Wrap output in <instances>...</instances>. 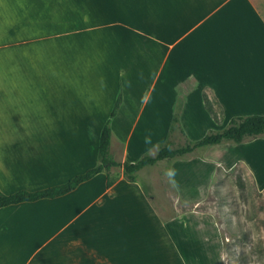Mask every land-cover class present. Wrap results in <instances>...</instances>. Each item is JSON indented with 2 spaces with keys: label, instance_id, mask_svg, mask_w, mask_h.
Returning <instances> with one entry per match:
<instances>
[{
  "label": "crops",
  "instance_id": "obj_1",
  "mask_svg": "<svg viewBox=\"0 0 264 264\" xmlns=\"http://www.w3.org/2000/svg\"><path fill=\"white\" fill-rule=\"evenodd\" d=\"M259 5L264 0H0V191L38 192L91 170L108 122L117 162L154 156L173 142L175 118H212L206 92L225 112L223 129L234 117L264 116V79H254L264 68ZM192 79L199 84L186 88ZM198 161L197 171L170 169L181 204L205 195L204 180L190 183L205 174ZM145 168L136 181L119 168L110 188L101 173L66 195L0 208V264H205L190 251L198 250L191 232L203 219L171 208L170 194L150 179L158 208L140 181Z\"/></svg>",
  "mask_w": 264,
  "mask_h": 264
},
{
  "label": "rangeland",
  "instance_id": "obj_2",
  "mask_svg": "<svg viewBox=\"0 0 264 264\" xmlns=\"http://www.w3.org/2000/svg\"><path fill=\"white\" fill-rule=\"evenodd\" d=\"M259 10L264 13V6L259 5ZM239 71L237 76L246 75L242 72L244 70ZM254 77L255 80L264 79V68L255 69ZM198 84L199 81L192 79L186 88L193 89ZM206 94L217 112L218 120L214 121L210 116L203 119L177 117L178 122H174L173 144L175 146L185 143L181 130L183 127L189 129V133L185 131V134L187 139L192 141L202 139L210 132L223 129L218 122L224 120L225 112L209 92ZM243 97L251 101L256 99L255 96L246 94ZM252 140L256 142L253 146H244ZM258 140L264 142V135L248 138L242 145L231 142L237 147L235 149L232 146L234 151L227 150L226 145L228 146L230 142H225L220 145L222 147L199 149L193 155L163 161L160 166L147 167L142 172L141 184L155 200L158 208H162V204L150 179L156 181L159 190L170 194L167 196L168 205H177V208H181L182 211L192 212L189 214L194 213L203 219L204 224L201 222L202 225L198 226L196 223V228L191 232L192 236L200 240L198 250L197 247L190 246V251L199 253L205 264H264V145ZM219 150L222 155L219 154ZM223 157L227 161L240 157L246 163L238 162L230 169L226 166L228 162H223ZM198 160L205 162L204 166L200 167V173L205 174L203 177H195L190 183H201L204 180L205 195L189 201L181 198V204L173 188L170 169L184 170L187 167L190 169L194 167L192 170L197 171ZM120 172V169H115L113 176ZM167 182L172 186L171 189L167 190ZM198 189L197 192L202 193ZM193 208H197L196 212ZM178 238L181 239L180 236Z\"/></svg>",
  "mask_w": 264,
  "mask_h": 264
},
{
  "label": "trees",
  "instance_id": "obj_3",
  "mask_svg": "<svg viewBox=\"0 0 264 264\" xmlns=\"http://www.w3.org/2000/svg\"><path fill=\"white\" fill-rule=\"evenodd\" d=\"M205 106L209 114L218 120L217 112L213 109L208 96L204 94ZM122 103V96L119 95L115 106L111 112V118L115 117ZM174 122H178L175 118ZM174 130V127L173 129ZM264 135V116L254 115L247 117H234L229 125L221 131L208 133L196 142L186 141L183 145L175 146L169 139L159 147L154 156H145L136 163H120L111 155L112 131L110 123H106L100 138L99 163L97 166L79 175L69 182L38 192H18L13 195H5L0 191V208L25 203L35 202L40 199H54L75 190L80 184L92 179L98 174L105 173L107 176V187H111L117 180V175L113 176L115 169L122 168L124 175L129 181H136V175L143 168L153 166L161 161H169L182 158L195 152L197 149L220 145L225 142L241 144L248 138H257Z\"/></svg>",
  "mask_w": 264,
  "mask_h": 264
}]
</instances>
